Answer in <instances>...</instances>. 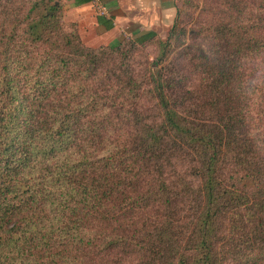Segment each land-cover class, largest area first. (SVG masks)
Listing matches in <instances>:
<instances>
[{
  "label": "trees",
  "instance_id": "trees-1",
  "mask_svg": "<svg viewBox=\"0 0 264 264\" xmlns=\"http://www.w3.org/2000/svg\"><path fill=\"white\" fill-rule=\"evenodd\" d=\"M56 1L0 0V264H264V0L97 47Z\"/></svg>",
  "mask_w": 264,
  "mask_h": 264
},
{
  "label": "crops",
  "instance_id": "crops-1",
  "mask_svg": "<svg viewBox=\"0 0 264 264\" xmlns=\"http://www.w3.org/2000/svg\"><path fill=\"white\" fill-rule=\"evenodd\" d=\"M58 0L65 22L75 23L80 39L89 47L112 44L123 35L143 32L166 34L175 15L177 0H100L104 15L91 2ZM99 17V19H98Z\"/></svg>",
  "mask_w": 264,
  "mask_h": 264
},
{
  "label": "built area",
  "instance_id": "built-area-1",
  "mask_svg": "<svg viewBox=\"0 0 264 264\" xmlns=\"http://www.w3.org/2000/svg\"><path fill=\"white\" fill-rule=\"evenodd\" d=\"M89 2L93 3L96 9V12L99 16L104 15L105 13V8L104 6L100 3V0H89Z\"/></svg>",
  "mask_w": 264,
  "mask_h": 264
},
{
  "label": "rangeland",
  "instance_id": "rangeland-1",
  "mask_svg": "<svg viewBox=\"0 0 264 264\" xmlns=\"http://www.w3.org/2000/svg\"><path fill=\"white\" fill-rule=\"evenodd\" d=\"M180 2H181V0H177V3H179L180 4ZM139 35V34H138ZM138 35H136V36H138ZM157 35V34H156ZM165 35L166 34H163L162 36H160V38L161 39H164L165 38ZM136 36H126V35H123V36H121L120 38H119V40L120 39H122V38H132V37H136ZM157 36H159V35H157ZM82 41V40H81ZM83 42V41H82ZM83 44L85 45V46H87V44H85V42H83Z\"/></svg>",
  "mask_w": 264,
  "mask_h": 264
},
{
  "label": "water",
  "instance_id": "water-1",
  "mask_svg": "<svg viewBox=\"0 0 264 264\" xmlns=\"http://www.w3.org/2000/svg\"><path fill=\"white\" fill-rule=\"evenodd\" d=\"M54 4H57L56 2Z\"/></svg>",
  "mask_w": 264,
  "mask_h": 264
}]
</instances>
